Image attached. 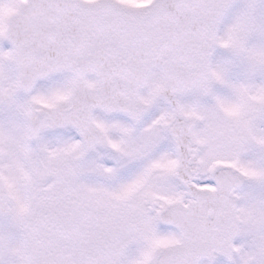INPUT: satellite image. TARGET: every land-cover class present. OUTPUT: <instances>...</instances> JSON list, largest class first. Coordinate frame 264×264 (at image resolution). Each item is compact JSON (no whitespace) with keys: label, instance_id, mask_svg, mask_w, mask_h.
Returning <instances> with one entry per match:
<instances>
[{"label":"snow or ice","instance_id":"1","mask_svg":"<svg viewBox=\"0 0 264 264\" xmlns=\"http://www.w3.org/2000/svg\"><path fill=\"white\" fill-rule=\"evenodd\" d=\"M0 114V264H264V0H0Z\"/></svg>","mask_w":264,"mask_h":264},{"label":"rangeland","instance_id":"2","mask_svg":"<svg viewBox=\"0 0 264 264\" xmlns=\"http://www.w3.org/2000/svg\"><path fill=\"white\" fill-rule=\"evenodd\" d=\"M232 18H233V16L231 15L229 17V19L227 20V24L225 26H227L228 24L231 23ZM233 62L235 63L234 60H233ZM233 70H240V69L239 68H233ZM238 73H239V75H242L241 71H237L236 73H232V75L233 76H239ZM161 112H159L157 115H155V118H157L161 114ZM248 159L253 160V161L257 162V163H260L262 158H261V155L258 152H253V153L249 154ZM245 195H249V196H252V197H260L261 195H264V187L259 186V185H250L249 188L247 189Z\"/></svg>","mask_w":264,"mask_h":264},{"label":"flooded vegetation","instance_id":"3","mask_svg":"<svg viewBox=\"0 0 264 264\" xmlns=\"http://www.w3.org/2000/svg\"><path fill=\"white\" fill-rule=\"evenodd\" d=\"M101 118H103V119H106V120H108V121H112V119H109V118H107V117H105L104 115H102V114H98ZM3 119H6V118H0V120H3ZM114 121H116V120H114ZM139 131V130H138ZM109 162H112V161H108V160H105L104 161V163H106V164H108Z\"/></svg>","mask_w":264,"mask_h":264},{"label":"water","instance_id":"4","mask_svg":"<svg viewBox=\"0 0 264 264\" xmlns=\"http://www.w3.org/2000/svg\"><path fill=\"white\" fill-rule=\"evenodd\" d=\"M116 114H122V113H116ZM112 115H115V114H112ZM112 115H110V116H112ZM124 115V114H123ZM223 256V255H222ZM223 257H225V256H223ZM206 259V258H205Z\"/></svg>","mask_w":264,"mask_h":264}]
</instances>
